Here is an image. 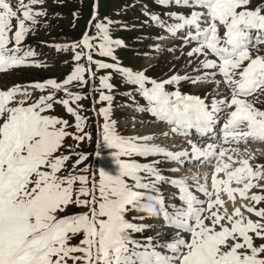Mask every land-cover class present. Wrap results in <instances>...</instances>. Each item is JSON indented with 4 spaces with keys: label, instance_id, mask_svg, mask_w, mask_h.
Listing matches in <instances>:
<instances>
[{
    "label": "snow or ice",
    "instance_id": "snow-or-ice-1",
    "mask_svg": "<svg viewBox=\"0 0 264 264\" xmlns=\"http://www.w3.org/2000/svg\"><path fill=\"white\" fill-rule=\"evenodd\" d=\"M37 3L43 0H30L28 5L19 0L17 8L24 9L21 18L9 0H0V72L40 66L35 62L29 65L35 53L20 48L25 35L34 31L36 17L45 15L31 10ZM154 3L158 7L188 10L171 12L165 19L147 7L143 14L153 26L173 38L184 33L185 44L197 45L187 55L204 56L200 67L214 71H206L195 79L174 74L158 81L149 78L146 70L121 66L114 53L124 42L111 37L115 22L107 19L94 24L97 30L94 37L85 33L79 42L70 46L75 61L86 56L88 65L95 63L97 71L110 69L119 75L123 84L133 86L126 95L132 100L134 110L150 114L154 123H162L169 129L159 134L122 135L116 121L110 119L114 99L111 93L115 90L110 83L113 77L101 76L100 87L109 94L101 91L99 96L98 102H108V107L99 110L104 123L96 147L97 151L101 145L111 150L113 162L118 166L115 175L100 170L98 179L93 177L89 187L86 175L62 174L69 156L57 153L65 137L72 134L66 130L67 121L46 114L53 103H62L75 117L76 131L81 133L72 138L92 139L83 132L84 118L69 106L70 101L76 103L84 97L71 94L66 87L73 81L84 86L85 71L94 79L91 67L85 69L77 64L62 83L48 79L30 84L24 90L17 85L0 91V264H264V243L256 246L253 236L249 235L254 233L264 240V208H255V204L264 201V195H249L251 189L264 190V184L259 183L264 181V166L258 165L254 170L249 163L253 154L248 151L251 143H264V110L256 108L248 99L264 95V54L259 47L264 44V8H251L250 0H154ZM13 19L17 24L14 34L10 35ZM26 22H31L32 27L26 26ZM94 40L98 43L94 44ZM81 46L87 52H75ZM56 47L62 50L61 46ZM94 49L100 57L109 58L113 63L93 61ZM153 50L159 51V45ZM208 54L216 60L208 59ZM216 75L222 77V82L215 81ZM181 80H191L193 84L214 81L216 91L211 104L205 98L167 89L166 86ZM221 83L228 95L220 91ZM27 88L42 93L48 90L49 94L41 95L30 104L17 102V95L31 97ZM61 90L68 98L56 100L55 93ZM92 91H96L95 86ZM137 96L143 99V105ZM220 116H226V120L222 135L214 142L199 146L189 138L190 151H170L154 143L161 136L188 138L192 130L204 137L214 131ZM133 155L164 159L150 164L124 159ZM87 159L86 155H80L73 169ZM173 162L180 166H196L197 162L200 166L214 165L211 190L206 185L196 186V191L206 200L195 195L186 180L162 175L164 170L157 165ZM87 171L88 168L79 169L80 173ZM221 173L223 178H218ZM233 183L237 187H230ZM164 185L178 188V194H172V199L179 200L178 205H166L161 190ZM221 192L233 204L236 195L250 203L234 207L229 214ZM73 204L89 210L65 214ZM241 208L260 219L246 218ZM140 210L155 213L163 219V227L174 229L167 241L152 236L143 240L133 238V233L153 229L152 225L133 223L127 218L128 213ZM143 219V216L132 217V220ZM78 235L79 243L71 244Z\"/></svg>",
    "mask_w": 264,
    "mask_h": 264
},
{
    "label": "rangeland",
    "instance_id": "rangeland-1",
    "mask_svg": "<svg viewBox=\"0 0 264 264\" xmlns=\"http://www.w3.org/2000/svg\"><path fill=\"white\" fill-rule=\"evenodd\" d=\"M94 1L96 3V12L93 11ZM9 2L22 18V11L24 9L17 8L19 0H9ZM29 2L30 0H23L25 5H28ZM250 4L251 8H264V0H250ZM145 7L149 11L155 12L162 19L166 18L167 10L158 7L154 3V0H43V3L33 4L31 6L33 12H43L45 15L36 17L37 23L34 26V31H30L25 35L20 48L22 50L31 49L35 53V56L29 59V65L35 62V64L40 66H22L0 72V91L9 90L17 85L21 86V89L24 90L30 84L43 83L48 79H54L57 83H62L73 72L77 64L83 66L85 69L91 67L92 72L95 73L94 79H90L88 71H85L84 79L87 83L84 86H81L77 81H73L66 87L71 94H78L84 97L76 103L70 101L69 106L84 118L82 120L83 132L89 134L92 139L85 138L82 141H77L72 138L73 135H81V133L76 131L75 117L67 112L62 103H53L52 109L46 113L67 121L69 127L66 130L72 134L65 137L63 146L60 152L57 153V155L63 154L69 156V159L65 161V166L62 168V174L66 175L68 172H75L76 174L86 175L89 177V187L91 186L90 182L93 177L98 179L100 170L112 175H115L118 170V166L114 165L115 163L112 164L113 160L108 161L94 157L97 137L104 123V118L99 114V110L103 107H108V102H98L101 91L109 94L107 89H101L100 87L99 78L101 76L109 75L113 77L110 83L115 86V90L111 93L114 99L112 101L110 119L116 121L117 130L122 135L127 137L132 135L159 134L161 131H164V128L158 127V124L153 122V118L147 115L148 113H140L134 110L135 106L132 100L126 95V93L133 90V86L123 84L119 75L113 73L110 69L97 71L95 63L88 65V62L85 60L86 56H82L78 62L73 59L75 53L70 46L79 42L84 37L90 22H94L89 33V35L92 33L90 36L93 37L97 31L94 27L95 23L105 22L106 19L115 22L111 26L110 35L113 39H121L124 42V45L114 53L120 60L121 66H128L134 70H146V75L149 78H155L160 81L168 79L174 74H179L180 76H189L195 79L206 71H212L200 67L204 56L197 57L194 55L193 57H189L187 55L194 48L193 46H177L176 40L171 45L168 44L172 41L166 44H163L164 39L158 41L157 37H164V31L153 26L148 17L143 14ZM94 15L96 17L95 20L93 19ZM11 24L13 25V32L10 35H13L15 25L17 24L16 19H13ZM26 26L32 27L31 22H26ZM93 43L96 44L98 41L94 40ZM57 45L61 46L62 50L58 51ZM156 45H159V51L153 50ZM11 46L10 44L9 47ZM65 48L66 50H63ZM168 48H171L172 51H168ZM81 51L86 52V49H83L82 46L75 49V52ZM92 58L93 61L99 60L113 63L109 58L100 57L95 49L93 50ZM149 62L152 63L151 66H149ZM196 69H199V71H194ZM201 84L203 83L193 84L191 80H181L177 84L166 87L169 91H180L181 94L205 98V102L210 105L215 95L216 84H214V81H209L206 88ZM93 86H95L96 91H92ZM222 88L220 86V91L223 90ZM27 90L31 92V97L17 95L15 100L17 102L26 101L30 104L36 102L41 95L49 94L48 90H45L43 93L40 90L32 88H27ZM54 98L60 100L68 97L61 90L55 93ZM136 99L140 105L144 104L141 97L137 96ZM250 100L253 101L256 108L264 110V95H260L255 99L251 98ZM119 117L120 119L118 120ZM161 138L162 136L154 140V143L160 142ZM100 147L98 152L101 155ZM262 149H264V145ZM80 155H86L88 159L77 165L76 169H73V165ZM124 159L140 164H150L155 160H160L156 156L140 157L136 155ZM252 163L255 166H264V157ZM157 167L167 170L165 174L163 173L167 177V172H170L172 165L161 163ZM84 168H88L89 171L80 173L79 169ZM141 175L144 174L142 173ZM128 182L131 183V181ZM259 183L264 184V181H259ZM163 187L161 189L162 192L166 189L167 185ZM254 194L264 195V190L254 188ZM165 203L167 204L168 201H165ZM255 208L257 210L264 208V201L255 204ZM88 210L87 207L73 204L69 205L65 214L75 215L87 212ZM133 216H143L145 219L132 220ZM127 218L133 223L153 226L152 230H146L143 233H133L134 239L143 240L148 236H152L154 239H161L165 232L164 229H159L160 223L156 220L157 215L155 213H148L144 210L133 211L128 213ZM246 218L253 221L260 219L248 212ZM162 225H164V222ZM169 232L173 233L171 229ZM158 233L161 235L158 236ZM249 235L253 236L256 246L264 243V240L256 237L254 233H249ZM170 236L168 235L162 241H167ZM80 238L78 235L71 241V244H78Z\"/></svg>",
    "mask_w": 264,
    "mask_h": 264
},
{
    "label": "bare ground",
    "instance_id": "bare-ground-1",
    "mask_svg": "<svg viewBox=\"0 0 264 264\" xmlns=\"http://www.w3.org/2000/svg\"><path fill=\"white\" fill-rule=\"evenodd\" d=\"M168 34V33H167ZM170 35L168 34V37ZM217 81V80H215ZM222 82V81H221ZM205 83V84H204ZM203 85L205 88L208 87V84H209V80H206L204 82ZM213 84V83H212ZM202 86V87H203ZM223 89V88H222ZM221 92H223L225 95H228L227 91L226 90H222ZM225 116H220L219 120H218V124L216 127H220L222 129V121L224 119ZM120 119V117L118 118V120ZM197 134L193 135V136H190L188 137V139H192L194 140L195 142L197 143H203L204 145L207 144V143H211V142H214L217 140V138L219 137L217 134L216 136H211V137H208L206 139V137H200V138H196ZM176 138L177 136H174V137H169V138H165V139H168V140H174L176 141ZM203 139V140H202ZM156 142V141H155ZM159 146H162L163 147V142H158L157 143ZM258 145L259 143H251L249 146H248V151L251 152L252 154L253 153H257L259 152L260 150L261 151H264V149L262 148H258ZM243 145H241V149L243 150ZM100 152H101V155L102 156H111V150L108 149L107 147L101 145L100 147ZM234 155V154H233ZM256 160V159H255ZM255 160L253 162H255ZM225 162H227V158L225 157ZM249 163L252 165V162L251 160L249 161ZM185 166H188V167H193L194 168V171L191 172V175L188 176V182H190V186L191 187H195L200 184V185H206V187L210 190V186H208L209 184L211 185V174L212 172L214 171V165H203V166H200L199 163L197 162L196 166H193L191 164H186L182 167H185ZM253 166V165H252ZM176 169V168H175ZM176 171L179 172V174H183V171L181 170V168L177 169ZM176 171H172V173L174 174V172ZM163 175V173H162ZM183 175H180V177L178 179H181ZM207 176V180L205 181L204 177ZM218 178H223V173L219 174L218 175ZM172 179V178H171ZM230 187H237V185H235L234 183L230 185ZM242 187V185H241ZM172 188V194L173 193H177L178 194V188H174V187H171ZM194 192L195 195H197L200 199H203V200H206V197L203 196L202 193H199L196 191V189L192 190ZM249 195H252V189L250 190L249 192ZM221 198L225 201V207L227 208V211L229 212V214L234 210V207H240L242 203L244 204H248L247 201H242L241 198L236 195V198H235V203L233 204L232 201H229L228 200V197L226 195V193H223L221 192ZM206 206V205H205ZM241 211L243 212L244 216L246 215V210L241 208ZM246 217V216H245ZM207 223V221H206ZM162 226V223L160 224Z\"/></svg>",
    "mask_w": 264,
    "mask_h": 264
}]
</instances>
